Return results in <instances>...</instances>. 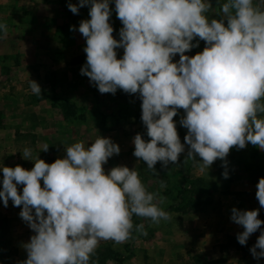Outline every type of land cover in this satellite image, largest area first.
<instances>
[{"label": "clouds", "instance_id": "clouds-1", "mask_svg": "<svg viewBox=\"0 0 264 264\" xmlns=\"http://www.w3.org/2000/svg\"><path fill=\"white\" fill-rule=\"evenodd\" d=\"M114 5L122 24L119 40L110 23V0L69 2L73 14L90 6V19L69 30L85 39L80 74L101 94L118 89L139 94L150 139L137 133L133 155L148 170L157 173V162L161 168L178 165L186 152L187 159L200 158L202 170L219 158L228 179L226 158L233 147L251 143L264 151V0H226L218 10L211 0H114ZM0 31L6 34L7 26L0 24ZM200 41L203 50L186 55ZM121 48L123 56L117 58ZM29 86L41 95L36 81L30 79ZM179 109L184 112L179 123L187 130L184 143L174 121ZM64 148L66 155L50 164L25 148L22 156L34 163L31 170L0 167L4 207L9 199L22 206L19 216L34 233L23 245L27 258L20 264H96L92 257L101 241L125 243L133 230L147 235L143 223L134 228V215L152 224L171 219L160 207L165 198L148 191L135 168L118 165L105 172L109 158L120 154L110 138ZM256 188L264 208V177ZM259 211L231 209L230 220L243 228L236 235L240 245L261 230ZM249 251L256 260L264 258V230Z\"/></svg>", "mask_w": 264, "mask_h": 264}, {"label": "rangeland", "instance_id": "rangeland-1", "mask_svg": "<svg viewBox=\"0 0 264 264\" xmlns=\"http://www.w3.org/2000/svg\"><path fill=\"white\" fill-rule=\"evenodd\" d=\"M69 2L78 4L79 0H0V24L7 26L6 34L0 31V167L23 166L26 163L24 168L31 170L34 164L23 158L24 149H30L32 156L39 155L43 160L50 159V156H46V151H43L45 144L48 146L47 143L51 144L48 147L57 158L66 155L62 153L61 148V142L64 140H67L69 145L83 141L87 147L98 136H103L119 145L120 154L109 158L108 163L103 166L105 172L118 165L135 168L146 189L150 192L159 191L165 198L160 207L171 215V219L152 224L149 220L134 215V228L135 225L143 223L147 235L133 230V238L125 243L100 242L97 249L108 246L112 252L119 254L121 261L116 262L109 256L103 260L98 259L100 261L97 262L93 256L96 264H160L159 261H151L155 258L160 260L161 254V248H158L156 243H150L151 239H171L172 235H177L178 222L199 209L197 207L181 212L178 207L193 199L197 193L200 197L209 199V203L200 207V211L210 206H219L215 209L218 211L214 215L217 217L213 219L215 222L221 217L220 207L230 213L233 207L241 210L259 208V216L264 217V208H260L255 195L258 180L264 177V151L251 143L244 149L233 147L230 150L226 158L228 179L222 176L225 168L219 158L209 169L202 170L200 158L187 159L185 152L180 155L178 165L169 164L167 168H161V162H157V173L154 174L147 169L146 162L133 155L132 140L137 133L142 134L145 140L150 139L141 120L142 101L138 93L130 95L120 89L114 95L101 94L87 76L80 74L81 67L86 63V53L83 51L86 41L78 30L69 29L70 26H76L78 29L81 20L90 19V6L80 8L79 14H73L67 7ZM224 2L226 0H211L213 8L217 10ZM110 7L113 10L110 17L114 29L113 36L119 40L122 24L117 19L114 0H110ZM208 15L211 17V13ZM195 42L194 40L193 43ZM204 47L205 42L200 41L199 47L193 48L186 55L194 56ZM116 51L117 58H122L123 49ZM173 59L174 62L178 61L179 55ZM30 79L40 85V96L32 93ZM63 102L70 108H64ZM183 115V110L179 109L174 117L182 143L187 132L179 123ZM185 147L187 151V145ZM2 179L3 173L0 170V181ZM161 181L165 182V188L160 187ZM193 181H196V184ZM198 183H202L201 191L194 190ZM244 187L250 191L241 190ZM181 188L187 191L184 200L182 197H176ZM231 198H239L241 201L233 203ZM246 203L248 207L245 209ZM12 216L5 212L3 201L0 199V217L5 218L3 227H0V264H20L27 258L23 248L26 242L22 244L20 233H15L16 220L12 219ZM161 223H168V226L155 231ZM222 229L227 231L223 225ZM261 230H264V224L261 225ZM261 230L257 232L260 234ZM137 237L139 239L136 240ZM228 237L236 238L225 234L221 239L225 242ZM253 238L254 236L250 247L245 251V258L250 264H264L261 259H254L249 251L255 244ZM220 243L206 252H201L206 264H213L211 262L214 259L223 257L221 252L226 250L219 248ZM169 245L170 259L167 264H191V256L198 252L190 248L187 251L189 256L182 260L180 255L175 256V247Z\"/></svg>", "mask_w": 264, "mask_h": 264}, {"label": "crops", "instance_id": "crops-1", "mask_svg": "<svg viewBox=\"0 0 264 264\" xmlns=\"http://www.w3.org/2000/svg\"><path fill=\"white\" fill-rule=\"evenodd\" d=\"M39 138L41 136H38ZM45 138V137H44ZM40 142V140H39ZM70 143L67 140H64L63 142H61V148L63 149L62 153L66 154L65 152V148L66 146H70ZM48 146H51V144H48ZM37 146V144H36ZM46 146V144H45ZM46 156H50V158H57L56 155L51 151V149L48 148V150L45 152ZM48 154V155H47ZM65 156V155H64ZM62 156V157H64ZM30 161V160H29ZM44 161L46 163H51L49 161V158H44ZM32 162V161H30ZM26 163H24V165L22 166L23 168L26 167L25 166ZM34 164V163H33ZM3 180V179H2ZM2 180L0 181V190H2ZM41 185L43 186V181H41ZM18 192L22 193V185H18ZM246 187V186H245ZM241 188V190H245L248 191L249 189L247 188ZM250 191V190H249ZM257 191V190H255ZM231 201H233V203H240V199H233L231 198ZM244 203V202H243ZM211 207V206H210ZM208 208L204 211H196L194 214H191V216H189L188 219L187 217H183L182 220H180L178 222V224L176 225V227L178 228V232L176 233L177 235H172L171 239H168L166 237H159V238H152L150 243H156L158 244L157 247L161 248L160 250V260L155 258V259H151L152 263H156V261H159L160 264H167L168 259H170L169 254H170V249L169 248V244H171L173 247H175L176 249V254L175 256L180 255V259H187V257L189 256L187 251L190 248H194L197 251L200 252H206L210 249H212L214 247V245L218 244V243H224L223 239H221V237L225 234L227 235H231V236H236L238 232H241L243 230L241 226L236 225L235 223H233L230 220V216L231 213L228 212L226 209L221 208L222 212L220 213V218L218 222L213 221V219H216L217 217H215V213L218 212L215 209L219 208V206H215V207H211ZM248 207L247 203H246V207L244 206V208L246 209ZM22 209V206L20 207H16L13 205V202L11 201V199H9L8 202V206L5 207V212H9V216L13 214L12 219L16 220V225L14 226V231L19 232L22 237L21 242L23 244V242L25 241L26 243L29 242L30 237L34 234L32 232V230L29 228V226L26 224V222H24L21 217L19 216V213ZM215 210V212H214ZM11 211V212H10ZM223 215V216H222ZM8 216V214H7ZM217 223L219 224V226L217 227ZM222 225L226 227L227 231H224V229H222ZM166 226H168V223L164 225V223H161L159 226H157V230L155 231H160L158 229H164ZM221 227V228H220ZM17 235V234H16ZM260 234L258 232L254 233L251 235V237L249 238V242H252V237L254 236V240L256 242L257 237ZM139 239L138 237L136 238V240ZM19 242V240H18ZM104 241H101V243H103ZM25 244V243H24ZM259 251V250H258ZM223 257L219 258V259H214V262H217L216 264H241V260L242 258L244 259L246 255L245 251L243 252L240 249H236V248H232V247H228V249H226V251L221 252ZM213 255V254H211ZM158 257V258H159ZM213 258V257H212ZM157 259V260H156ZM246 259V258H245ZM217 260V261H215ZM261 260L264 262V258H261ZM185 264V263H183Z\"/></svg>", "mask_w": 264, "mask_h": 264}, {"label": "trees", "instance_id": "trees-1", "mask_svg": "<svg viewBox=\"0 0 264 264\" xmlns=\"http://www.w3.org/2000/svg\"><path fill=\"white\" fill-rule=\"evenodd\" d=\"M62 106L67 109H69V105L64 104V102L62 103ZM49 161L52 163L55 161L54 158H50ZM201 180H199L200 182ZM194 184H196V181H193ZM201 185L202 183H198L197 188L194 190L197 191H201ZM186 189L181 188L178 190L176 197H182V200H184L185 198V193H186ZM209 203V199H207L206 197H200V194L197 193L195 195V197L193 199H190L188 202H185L184 205H180L178 207V210H181V212H187L189 209H195V208H199L202 207L205 204ZM198 209V210H199ZM197 210V209H196ZM197 210V211H198ZM259 219H261L262 221H264V217H258ZM5 218L0 217V227H3L2 223H5ZM133 221H136V219H134ZM251 245V243L248 241L246 245L242 246L238 243L237 239L235 237H228V239L224 242V243H220L218 246L221 250H226L228 249V247H232V248H236V249H240L243 252L247 250V248H249ZM109 256H112V258L114 259V261L119 262L121 261V258L119 257V254L117 252H112L110 250V248L108 246H105L104 248H102L101 250L96 249L95 254H94V258L96 259V261H100L103 259L108 258ZM203 254L198 251L196 254L191 256V264H206V261L203 258ZM100 259V260H98ZM241 264H250L249 261H247V259H243L241 260Z\"/></svg>", "mask_w": 264, "mask_h": 264}]
</instances>
